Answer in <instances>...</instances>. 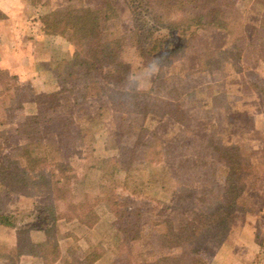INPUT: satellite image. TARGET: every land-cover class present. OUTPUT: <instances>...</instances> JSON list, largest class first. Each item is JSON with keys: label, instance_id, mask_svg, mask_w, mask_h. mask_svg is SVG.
I'll use <instances>...</instances> for the list:
<instances>
[{"label": "rangeland", "instance_id": "1", "mask_svg": "<svg viewBox=\"0 0 264 264\" xmlns=\"http://www.w3.org/2000/svg\"><path fill=\"white\" fill-rule=\"evenodd\" d=\"M68 5L97 7L100 1L64 0L61 8ZM216 5L204 6L215 9ZM222 5L229 30L201 28L191 40L178 42L180 51L164 57L168 48L154 50L155 37L138 50L134 11L125 0H114L117 18L111 22V38L123 42L119 61L127 67L122 75L129 76L126 87L104 89L106 82L100 77L104 72L92 73L98 82L87 78V71L73 65L76 47L71 44L70 63L56 67L61 87L67 91L57 101L47 99L43 109L53 105L46 111L50 122L39 127L47 131L46 139L54 140V147L43 154L48 161L42 166L46 175L52 172L55 177H47L48 184L37 180L29 188L30 197L6 196L0 190V213L12 217L7 224L0 223V247L14 249L12 238L18 239V229L36 224L35 216L32 218L35 209L53 204L51 220L68 223L52 234V243L64 251L40 257L43 264L58 260L59 264H74V259L84 258L91 262L96 255L101 258L92 264H142L145 254L147 261L154 255L155 259L181 255L189 248H159L160 234L168 227L163 222L177 225L195 213L208 216L212 209L224 206L226 180L232 169L217 151L234 147L231 154L249 166L234 170L233 179L245 189L235 201L226 239L221 243L207 240L197 259L210 264L233 229L247 217L260 221L257 238L264 250V216L259 213L264 205V39L252 41L250 37L264 25V0H227ZM261 35L264 37V28ZM175 39L177 36L171 40ZM0 71L9 86L16 82L20 86L18 80L9 81L7 73ZM95 83L101 89H95ZM22 88L30 96V87ZM112 90L118 95L110 99ZM123 92L128 96H121ZM0 93L7 99L1 86ZM5 98H0V120L8 128L0 130V162L4 155L28 143L19 135L20 124L27 117L19 110L4 114L10 105ZM243 104L256 115L246 112ZM64 177L69 178L67 187L64 182L57 185L58 180H66ZM90 206L95 214L87 217ZM76 216L86 223L67 220ZM73 221L80 226L75 228L69 223ZM137 236L141 239L136 243L127 240ZM253 263L261 264L262 259ZM0 264L10 263L0 259Z\"/></svg>", "mask_w": 264, "mask_h": 264}, {"label": "trees", "instance_id": "2", "mask_svg": "<svg viewBox=\"0 0 264 264\" xmlns=\"http://www.w3.org/2000/svg\"><path fill=\"white\" fill-rule=\"evenodd\" d=\"M99 1L100 5L97 7H89L86 5L76 7L68 5L46 15L43 17L45 30L50 35L66 37L76 47L73 65L74 67L87 71V78L95 79V82H98V78L92 77V73L104 72V76L100 75L101 79L106 82L104 89H109L111 86L113 88H118L119 86L126 87L129 82V76L126 79L122 75H124L123 69H127V67H124L121 61H119V53L122 49L123 42L111 38L113 36L111 33V22L117 18L115 15L116 10L113 7L114 0ZM223 1L227 0H125L130 9L134 11L133 17L137 24L135 29L136 37L139 39L138 50L142 51L143 47L141 44L146 43L149 38L155 37L154 50H160L166 46L168 49H166L167 52H164L163 56L170 57L180 51L181 46L178 47V42L181 44L184 38L191 40L201 28L229 30V25L223 19V15L225 14L223 10L225 6L222 5ZM207 3H217L216 8L208 9L204 6ZM227 6L230 7V5ZM137 11H142L147 19L145 16L142 17ZM174 13H178L177 17H172ZM146 20H148V23ZM259 28V30H254V34L250 36L252 37V41H261L264 39L261 35L264 25L261 23ZM163 30L167 34L155 35L156 33H161ZM174 36H177L178 41L176 39L174 41L171 40L174 39ZM6 77L9 78V81L16 82V79L8 75V73ZM97 84L95 83V89L100 88ZM0 86L5 88V93L8 95L7 99L10 104L7 110H3L4 114L20 110L26 103L32 101L42 107L37 115L25 118L24 122L20 124L19 135L27 138L28 143L13 149L10 155H4L0 162V190L5 191L7 193L5 194L6 196L16 194L30 197L32 195L30 193L31 189L29 188L37 180L44 181L48 184L49 181H46L47 177H55L52 172L46 175V169L42 166L48 161V158L43 154L48 149L54 147V140L46 139L44 136L47 131H42L39 128L50 122L46 118V111L53 109V105L51 104L48 108L44 109L43 107L48 104L47 99H52V101L56 99L57 101L59 95L67 90L62 87V90L57 93L41 94L32 99L27 94L28 91L19 86L17 82L9 86V82H5L3 77H0ZM132 91L137 92L135 88ZM3 94L0 93L1 99L2 97L5 98ZM114 95H118V93L112 90L109 96L110 99ZM120 95L128 96V93L123 92ZM15 97L18 98L16 99ZM144 110L146 112L145 115H147V109L144 108ZM1 124H3V121L0 120ZM41 132L43 134L42 136L39 135ZM220 149L217 152L223 155L219 158L226 163V167L230 170L232 169L226 180L227 188L225 190L224 206L212 209L208 216L205 212L195 213L192 219L179 222L177 225H173L169 221H164L163 226L165 225L166 227L168 225V227L165 233L160 234L158 241L159 248L161 250H172L175 248L187 249L188 247V251L178 256L164 255L157 259H155L156 255H154L153 257L147 258L149 261L146 260L148 255L145 254L142 264H202L197 259V255L207 240L212 239L221 243L226 239L232 228V217L236 210L235 201L240 194V190L242 193L245 189V186L240 188L239 183L237 184L233 179L234 170L238 168L239 171L249 166L244 164L242 159L238 158L235 154H231L233 151L235 152L236 148L224 147ZM59 172L62 173L63 171ZM64 178L66 180H58L56 184L61 185L62 182L66 184L69 178ZM239 180L241 182L242 178L240 177ZM49 205L39 206L35 209L36 212L35 215L32 214V218L35 216L36 226L33 225L31 228L23 230L18 229L17 247L14 249L0 247V250L3 251V253L0 251V259H5L10 264H19L20 258L23 255L45 257L49 252L60 254L59 245L52 243L54 241L52 234L55 228H57L56 223L58 222L51 220L55 206L53 204ZM47 207H49L48 214L46 213ZM40 213H42L41 216L39 215ZM88 214L87 217L95 214L94 208L91 206L89 207ZM11 218L0 213V223L7 224ZM73 219L82 221L79 216L67 218L70 221ZM32 230L33 232H43L46 237L45 242H32L29 236ZM140 239L141 237L137 236L127 240H130V243H136ZM100 258V255H96L95 260L91 262L94 263L100 260ZM91 262L86 258L81 260L74 259V264H92ZM65 263L68 264L69 261H65Z\"/></svg>", "mask_w": 264, "mask_h": 264}, {"label": "crops", "instance_id": "3", "mask_svg": "<svg viewBox=\"0 0 264 264\" xmlns=\"http://www.w3.org/2000/svg\"><path fill=\"white\" fill-rule=\"evenodd\" d=\"M63 3L64 0H0V69L18 80L21 87L28 85L32 98L59 92L62 89L59 82L61 76L56 67L70 63L72 59L71 43L65 37L48 34L43 23V17L60 9ZM243 107L250 115H256L251 114V109L246 105L243 104ZM19 112L24 117L34 116L38 114L39 106L34 101L28 102ZM9 126H13V121L9 122ZM7 128L8 124L0 125V130ZM261 207L259 213L263 217L264 205ZM246 219L244 224L233 229L210 264H255L253 261L259 258L264 264V250L257 238L260 221L255 223L250 217ZM69 223L74 224L75 228L80 226L75 221ZM66 225L65 220L57 222L59 229H64ZM262 228L264 236V226ZM31 239L34 243H40L45 242L46 237L43 232L34 231ZM12 241L11 246L17 247L18 239L12 238ZM60 250L64 251L61 245ZM19 264L43 263L40 257L23 255Z\"/></svg>", "mask_w": 264, "mask_h": 264}]
</instances>
